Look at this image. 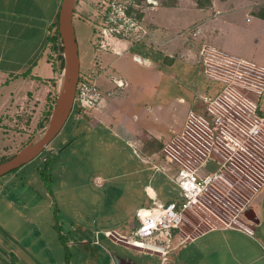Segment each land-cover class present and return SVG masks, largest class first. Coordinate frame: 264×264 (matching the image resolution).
Segmentation results:
<instances>
[{"label": "rangeland", "instance_id": "374dc122", "mask_svg": "<svg viewBox=\"0 0 264 264\" xmlns=\"http://www.w3.org/2000/svg\"><path fill=\"white\" fill-rule=\"evenodd\" d=\"M178 1L173 0L176 3ZM193 1L202 7L211 5L210 0ZM159 3H166V0H159ZM77 6L73 25L81 74L95 72L99 75V79L100 76L102 78L101 60L108 65V74L116 78L120 76L128 79V90L135 91L137 87H145L147 92L164 90L167 95L165 104H169L170 108L178 107L177 99L182 97L189 105L187 114L190 110H194L201 115L200 122L198 119L194 121L195 123L191 122V129L187 128L188 130L182 133L170 132L168 138L159 146H150L151 149L158 150L148 159L164 165L166 162L162 158L167 154L173 158L174 165H184L187 168L197 167L208 156L224 163L222 170L218 172L219 179L209 185L208 191L200 199L202 205L185 210L182 235L192 236L207 229L212 225L210 220H207L209 217L231 223L235 222L236 217L244 218L243 214L250 206L249 202L254 199L252 197L254 188L264 180V121L258 119L259 116L264 118V91L260 98L255 92L242 86L238 78L239 74L243 73L241 79L249 80L252 75L249 73L250 70L240 66L238 73L234 67L233 74L237 75H234L230 82L221 83L204 75L199 69L200 65L191 61L177 59L169 65L157 63V57H161V50L152 43L147 46H135L133 50L120 56L110 52L99 56L97 48L94 47V51L90 42L95 1L77 0ZM256 10L255 8L254 11ZM241 25L231 27L226 45L234 51L233 53L242 52L247 55L245 57L250 58L251 50H247V45L249 42L254 44L259 40L261 50L255 53L254 58L264 64L263 40L258 28L253 26L249 32L247 30L241 32ZM210 35H212L211 31L206 30L203 40L210 41L207 39ZM190 49L196 53L200 50L197 47ZM209 51L213 50L209 49ZM134 54H138L141 61L143 58H150L157 66L146 67L140 64ZM45 55L51 62L54 60L60 90L62 69L50 45ZM212 71L217 72V68H213ZM158 72L162 75L156 78ZM142 79L147 83L145 84ZM56 92L53 94L54 97ZM16 114L18 113H12L11 117L15 118ZM24 114L32 116L28 111ZM79 115L72 111L65 125L50 144L60 143L71 133L72 130L67 134L72 120L90 121L87 113ZM35 116L38 118L40 113ZM45 118L46 115L42 114L40 121L42 126L47 123L44 121ZM204 119L209 122V127L205 126ZM18 120L20 121L17 118L14 124H19ZM213 123L216 125L215 128L211 127ZM176 133H181L178 139H175ZM108 136H92V138L88 135L84 136L88 139H85L84 144L75 149L74 153L71 152V146L57 152L58 147L51 145L35 159L18 168L19 173L5 174L0 180L12 174L15 179L8 184V187L13 191H20L25 197L27 212L32 211L33 202L42 204L44 208L41 213L42 233L45 237L52 236V245H58L60 251L63 250L61 253L65 260H68V264H110V253H116L137 264H160L161 257L135 254L134 251L127 250L123 246L113 245L104 238L103 232L98 230L110 227L118 220L134 219L136 207L151 203L146 193L147 186L153 190L155 198L160 202L173 199L178 195L179 190L165 174L156 173L151 163L140 162L131 148L126 147L119 140H111ZM30 140L29 137L23 140L17 138L15 143L11 144L13 140L0 134V151L10 145L13 152L15 149H21ZM52 153L55 154L50 155ZM44 158L47 160L45 161ZM94 173L105 179L102 187L98 188L91 184ZM121 173L125 174L121 175ZM46 243L50 245L48 240ZM203 243L204 239H201L187 248L179 247L178 250H172L167 258L173 264H205L206 262L208 264V257L200 254L207 248L202 247ZM65 245H68L67 248Z\"/></svg>", "mask_w": 264, "mask_h": 264}, {"label": "crops", "instance_id": "0c3cea01", "mask_svg": "<svg viewBox=\"0 0 264 264\" xmlns=\"http://www.w3.org/2000/svg\"><path fill=\"white\" fill-rule=\"evenodd\" d=\"M157 2L147 20L151 43L162 54L157 57V63L169 65L178 59L200 65L204 54L201 50L204 48L264 67V64L254 58L255 53L261 50L259 40L254 44L248 43L250 58L245 57L247 55L242 52L233 53L226 45L231 27L242 24L241 32H249L253 26L258 28L264 49V29H261L264 28V19L253 15L254 9L262 6L264 0H210L211 5L206 7L193 0H179L177 3L166 0L162 4L159 0ZM60 3L61 0H0V134L13 140L11 144L17 138L23 140L29 137L30 140L42 133L44 125L40 122L41 115H46L58 95L59 81L54 60L51 62L45 53L49 47L50 34L57 26ZM77 7L76 4L73 16L77 14ZM206 30L212 33L207 37L210 41L202 38ZM92 39L93 26L91 44ZM194 47L200 48L198 53L190 49ZM133 48L127 42L117 41L114 49L97 53L99 56H104L107 52L120 56ZM100 62L103 66L102 78L100 76L99 79L102 101L89 111L90 121L72 120L67 134L72 130L71 133L60 143L49 144L47 147L54 145L59 152L71 146V152L74 153L88 139L84 136L92 138L110 135L108 137L111 140L123 142L133 152L136 151L140 162L148 164V158L158 150L151 149L150 146H159L170 132L182 130L189 105L185 99L178 97L179 106L170 108L169 104H165L167 95L164 90L147 92L145 87H137L135 91L128 90V79L108 74V65L101 60ZM141 63L146 67L157 66L148 57L140 60ZM158 73L156 78L162 75L161 72ZM142 81L147 83L145 79ZM55 91L57 94L54 97ZM25 111L32 116L24 114ZM16 112L18 114L15 118L11 117ZM38 113L40 116L36 118ZM17 118L20 119L19 124H14ZM18 150L11 152L10 145L3 147L0 161ZM18 171L13 174L16 175ZM123 174L125 173H121ZM92 176L91 184L102 187L105 179L97 173ZM14 179L11 174L0 180V264H68L61 253L63 250L60 251L58 245H52V236L45 237L42 233V204L33 202L32 211L27 212L25 197L20 191H13L8 187ZM146 188L147 194L153 192L149 186ZM252 197L254 199L249 202L248 207L253 209V221L244 217L238 219L239 224L226 226L209 217L207 220L212 224L210 227L192 236H185L184 242L174 250L187 248L196 240L204 239L202 247L207 248L200 254L208 257V264H264V181ZM134 224L135 214L132 220H118L110 227H103L98 231L103 232L104 238L113 245L123 246L135 254L159 257L111 235L129 239ZM47 240L50 245L46 243ZM53 241L56 243L55 239ZM67 246L65 245L66 248ZM110 256V264H137L116 253H110ZM165 264L173 263L167 258Z\"/></svg>", "mask_w": 264, "mask_h": 264}, {"label": "built area", "instance_id": "2783aa9c", "mask_svg": "<svg viewBox=\"0 0 264 264\" xmlns=\"http://www.w3.org/2000/svg\"><path fill=\"white\" fill-rule=\"evenodd\" d=\"M94 1L95 16L92 18V44L98 51L108 50L109 48L114 49L117 41L127 42L129 47L151 44V31L147 20L150 11L157 6V0ZM201 51L204 54L201 56L200 69L204 75L218 80V82L228 83L234 75H237L233 74L232 68L236 67L238 72L240 66L246 67L252 75L249 80H244L240 77L243 73L238 72L240 73V76H238L241 80L240 84L249 88L256 93V96L261 98L264 91V67L247 60L227 56L216 50L209 51V49L202 48ZM136 60L140 62V57L136 56ZM203 64L204 67H202ZM213 68H217V72L212 71ZM101 101L102 91L99 84V75L95 72L86 75L79 73L72 111L76 112V115L80 114L79 116L85 113L89 114V109L96 108ZM211 113L215 115L214 112ZM200 119L201 115L198 112L190 110L183 125L185 130L182 128L181 133L187 131V128L191 129V122H200ZM258 119L264 121L261 116ZM204 121L206 122L205 126L209 127V122L205 119ZM211 127L215 128V123ZM181 133H176L175 139H178ZM209 159H213L218 163V168L214 172L208 171L205 167ZM162 160H165L167 165L157 164L156 160L151 159L146 162L151 163L152 169L156 173H163L168 177L179 190L178 195L174 196L173 199L160 202L155 198L153 192L152 194L149 193L151 203L140 206L135 211V224L132 226L130 235L132 237L127 239L123 236L111 235L142 251L158 255L161 257L162 264H164L167 255L185 240V236L182 235L185 210L202 205L200 199L208 191L209 185L219 179L220 174L218 172L222 170L224 163L208 156L197 167L187 168L184 165H174L173 158L167 154H164ZM260 186L261 182L254 188L252 195L256 194ZM216 218L218 217L216 216ZM235 219L234 223L219 220L223 225L230 226L231 224H239V218L236 217Z\"/></svg>", "mask_w": 264, "mask_h": 264}, {"label": "water", "instance_id": "95a60500", "mask_svg": "<svg viewBox=\"0 0 264 264\" xmlns=\"http://www.w3.org/2000/svg\"><path fill=\"white\" fill-rule=\"evenodd\" d=\"M77 0H61L57 30L61 39L63 68L61 88L51 109L49 118L42 133L30 140L10 157L0 161V177L14 169L29 163L40 155L65 125L73 109L74 95L80 73V59L73 14ZM208 171L214 172L218 163L209 159L205 165ZM244 217L252 220L253 209L247 207ZM253 221V220H252Z\"/></svg>", "mask_w": 264, "mask_h": 264}, {"label": "trees", "instance_id": "16d2710c", "mask_svg": "<svg viewBox=\"0 0 264 264\" xmlns=\"http://www.w3.org/2000/svg\"><path fill=\"white\" fill-rule=\"evenodd\" d=\"M253 15L264 19V4L260 7H258L257 10L253 12ZM49 45H50V49L56 53V60L58 59V61L60 63V68L62 69L63 68L62 45H61V39H60L58 30H57V26L55 27L54 31L50 34ZM52 107H53V105L51 104L50 109L46 112V118L44 120L46 122L49 118ZM43 125H45V123ZM44 160L46 161L47 158H45ZM17 170L18 169H14V170L10 171L9 174L16 172Z\"/></svg>", "mask_w": 264, "mask_h": 264}, {"label": "bare ground", "instance_id": "6f19581e", "mask_svg": "<svg viewBox=\"0 0 264 264\" xmlns=\"http://www.w3.org/2000/svg\"><path fill=\"white\" fill-rule=\"evenodd\" d=\"M151 194H152V192H151Z\"/></svg>", "mask_w": 264, "mask_h": 264}]
</instances>
